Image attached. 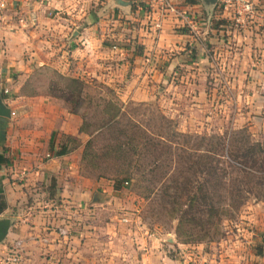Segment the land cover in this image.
<instances>
[{
  "label": "crops",
  "instance_id": "crops-1",
  "mask_svg": "<svg viewBox=\"0 0 264 264\" xmlns=\"http://www.w3.org/2000/svg\"><path fill=\"white\" fill-rule=\"evenodd\" d=\"M252 2L257 16L238 27L242 29L238 38L244 42L247 34L255 33L254 44L241 43L239 49L227 46L224 51L228 66L234 65L235 70L248 63L257 68L264 64V0ZM222 6L223 0H169L170 9H159L149 0H0V96L14 113L8 119L0 117V199L6 204L0 219L10 221L0 256L8 245L18 242L20 264H83V239L69 231L76 211L53 218L55 211H65L44 210L53 200L48 177L57 182L61 203H67V197L76 203L83 200V183L72 184L70 175H62L72 152L67 147L69 153L57 156L66 144L51 139L49 126L48 130L40 127L45 118L31 130L20 117L32 111L35 118L36 109L42 114L44 108H54L53 116L51 111L48 115L52 125L78 137L79 123L75 120L69 127L72 116L58 109L59 102L50 97L19 94L28 79L27 69L51 66L67 72L75 64L91 79L109 86L121 82L125 97L143 98L149 93L145 88L148 72L160 74L161 79L165 75L163 82L169 86L174 80L184 82L187 77L182 70L195 75L208 64L198 38L206 34L203 27L212 14L233 24L235 10ZM181 12L187 13L186 20ZM191 51L195 57L188 55ZM1 88L15 99H5ZM44 155L47 160L42 159ZM244 219L235 225L241 235L212 243L211 251L193 258L191 264H264V202L249 207Z\"/></svg>",
  "mask_w": 264,
  "mask_h": 264
},
{
  "label": "rangeland",
  "instance_id": "rangeland-1",
  "mask_svg": "<svg viewBox=\"0 0 264 264\" xmlns=\"http://www.w3.org/2000/svg\"><path fill=\"white\" fill-rule=\"evenodd\" d=\"M205 25L203 28L207 32L202 38H198V43L203 48V54L208 56V64L205 63L195 75L191 70H182L184 77H187L184 82L181 79L178 82L174 80L169 86L163 82L165 75L161 79L160 74L148 72L145 88L149 93L143 98H127L121 82L109 86L100 80L91 79L83 75V71L75 64H70L68 73L51 66L27 69L28 79L21 84L19 94L56 100L60 106L58 109H64L72 116L67 121L72 128L75 120L81 126L83 111L91 113L97 99L108 96L107 98L118 99L124 104L130 102L128 107L138 108L139 119L153 120L155 125H163L166 133L175 131L191 135L227 136L243 131L250 136L251 141L264 143V64L257 68L248 63L235 70L234 65L228 66V56L224 52L227 46L239 49L241 43L253 45L255 33L247 34V40L243 42L238 38L241 28L214 14L211 18H206ZM231 32L236 36L233 37ZM209 37L211 41H208ZM189 47L187 50H190ZM188 55L195 57V51ZM251 55L254 59V54ZM167 72L171 74L170 77H174L173 72ZM69 78L87 83L86 90L83 92V86L81 94H78L77 89L71 90L66 80ZM106 88L113 93L107 95ZM1 90L3 94L4 90ZM85 96L91 98L90 108H86L88 102ZM3 97L15 99V95L9 91ZM50 111L53 116L54 108H44L42 114H39L38 109L35 110L38 114L35 118L32 111L25 112L20 118L27 129L31 130L39 126L40 119L44 122L45 118V125L41 124L40 127L48 130L49 126L51 139L55 137L57 143H65L72 152L68 168L62 175H70L67 177L72 179V184L79 182L81 186L83 183V200H77L76 203V199L72 201L67 197V203H61V197L56 193L57 182L48 177L49 188L52 189L49 196L53 200L47 208L44 209V205L41 208L65 211L64 214L55 211L53 218L68 216L69 211H76L75 216H72L75 225L69 231L71 235L76 233L83 239V264H191L193 258L208 254L214 246L212 243L228 235H241L242 232H238L235 225L245 221L249 207L260 203L250 198L234 217L223 220L219 233L211 236L214 241L184 244L176 235V221L169 220L163 214L159 215L156 204L143 199L144 188L151 185L150 181H146L148 178L129 181L123 188L114 191L112 175H97L95 171L92 173V170L83 169L81 155L83 144L88 140L87 135L79 132L80 137L77 134L72 136L57 129L52 125V116L48 117ZM163 116L170 124L160 121ZM42 159L48 158L44 155ZM42 186L44 184L39 185ZM62 205L66 207L65 210Z\"/></svg>",
  "mask_w": 264,
  "mask_h": 264
},
{
  "label": "trees",
  "instance_id": "trees-1",
  "mask_svg": "<svg viewBox=\"0 0 264 264\" xmlns=\"http://www.w3.org/2000/svg\"><path fill=\"white\" fill-rule=\"evenodd\" d=\"M66 80L78 94L82 86L83 92L87 88L79 79ZM106 93L113 92L106 88ZM107 97H99L91 113L83 111L78 129L88 137L83 169L112 175L114 191L148 178L151 185L144 188L143 199L153 201L159 215L176 221L182 243L214 241L211 236L219 233L223 220L234 217L250 198L264 202L263 142L251 141L243 131L227 136L166 133L163 125L139 119L130 102ZM85 98L90 108L91 98ZM160 121L170 124L164 116ZM67 153L64 146L56 154ZM5 209L0 199V214Z\"/></svg>",
  "mask_w": 264,
  "mask_h": 264
},
{
  "label": "built area",
  "instance_id": "built-area-1",
  "mask_svg": "<svg viewBox=\"0 0 264 264\" xmlns=\"http://www.w3.org/2000/svg\"><path fill=\"white\" fill-rule=\"evenodd\" d=\"M149 2L150 4H156L159 9L161 7L164 9H170L169 0H149ZM231 8L235 10L232 23L236 27L246 26L249 21H252L257 16V11L252 0H223V9L229 10ZM180 16L186 20L187 13L181 12ZM153 27L156 30L160 29L159 22L156 21L153 23ZM3 94H8V91L4 90ZM11 115H14V113L11 112ZM20 262V243L14 242L13 244L8 245L6 251L0 256V264H20Z\"/></svg>",
  "mask_w": 264,
  "mask_h": 264
},
{
  "label": "water",
  "instance_id": "water-1",
  "mask_svg": "<svg viewBox=\"0 0 264 264\" xmlns=\"http://www.w3.org/2000/svg\"><path fill=\"white\" fill-rule=\"evenodd\" d=\"M0 117L10 118V110L3 104L2 98L0 96ZM10 228V221L7 218L0 219V243H2L8 234Z\"/></svg>",
  "mask_w": 264,
  "mask_h": 264
}]
</instances>
